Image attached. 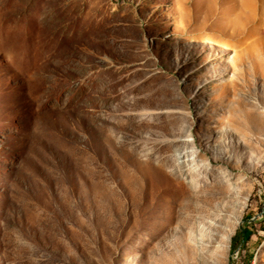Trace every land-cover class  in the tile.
Listing matches in <instances>:
<instances>
[{"label": "rangeland", "instance_id": "1", "mask_svg": "<svg viewBox=\"0 0 264 264\" xmlns=\"http://www.w3.org/2000/svg\"><path fill=\"white\" fill-rule=\"evenodd\" d=\"M0 264H264V0H0Z\"/></svg>", "mask_w": 264, "mask_h": 264}, {"label": "bare ground", "instance_id": "2", "mask_svg": "<svg viewBox=\"0 0 264 264\" xmlns=\"http://www.w3.org/2000/svg\"><path fill=\"white\" fill-rule=\"evenodd\" d=\"M218 227H221V226H218Z\"/></svg>", "mask_w": 264, "mask_h": 264}, {"label": "trees", "instance_id": "3", "mask_svg": "<svg viewBox=\"0 0 264 264\" xmlns=\"http://www.w3.org/2000/svg\"><path fill=\"white\" fill-rule=\"evenodd\" d=\"M240 235H241V233H240Z\"/></svg>", "mask_w": 264, "mask_h": 264}]
</instances>
